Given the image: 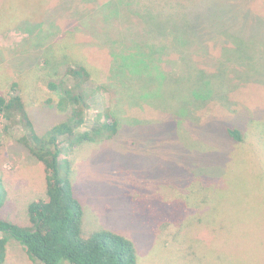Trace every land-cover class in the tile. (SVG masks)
<instances>
[{
	"label": "rangeland",
	"instance_id": "1",
	"mask_svg": "<svg viewBox=\"0 0 264 264\" xmlns=\"http://www.w3.org/2000/svg\"><path fill=\"white\" fill-rule=\"evenodd\" d=\"M78 64L119 123L109 141L63 147L84 237L118 233L138 264H264V0H0V91L23 96L38 134L67 118L48 85ZM19 130L0 137V217L28 225L47 189ZM7 248L4 264H41Z\"/></svg>",
	"mask_w": 264,
	"mask_h": 264
},
{
	"label": "trees",
	"instance_id": "2",
	"mask_svg": "<svg viewBox=\"0 0 264 264\" xmlns=\"http://www.w3.org/2000/svg\"><path fill=\"white\" fill-rule=\"evenodd\" d=\"M193 30L189 23L187 34L194 33ZM189 35L198 37L195 33V36ZM90 80L88 67L78 64L67 67L60 79L49 82L50 90L57 91L59 97L56 102L48 99L46 103L55 102L57 109L68 116L43 135L35 130L23 96L7 97L0 91V137L12 128L20 129L18 142L44 165L47 189L46 198L35 199L29 204L28 225L0 217V264L5 263L10 241H17L30 260L41 264H138L135 245L128 238L109 230L84 237V209L75 196L70 179L71 161L67 158L62 164L64 148L75 151L84 143L109 141L118 133L119 123L108 101L109 90L100 85L92 88ZM10 90H20L19 83H11ZM96 92L104 100L102 110L93 112L91 106ZM226 131L234 141H244L238 128L227 127ZM3 143L0 138V148ZM6 198L7 191L0 183V212ZM186 198L184 193L176 196L179 204ZM181 216H184L183 212ZM182 220L180 217L172 221ZM175 225L177 230L173 236L177 237L182 229Z\"/></svg>",
	"mask_w": 264,
	"mask_h": 264
}]
</instances>
